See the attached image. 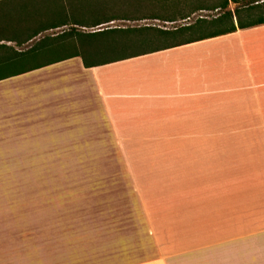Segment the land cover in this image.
Returning a JSON list of instances; mask_svg holds the SVG:
<instances>
[{
    "label": "crops",
    "instance_id": "obj_1",
    "mask_svg": "<svg viewBox=\"0 0 264 264\" xmlns=\"http://www.w3.org/2000/svg\"><path fill=\"white\" fill-rule=\"evenodd\" d=\"M156 22L83 29L162 26ZM148 59L151 85L134 92L123 86L125 74L86 68L81 56L0 81L10 82L0 88V138L174 144L128 156L139 160L130 215L108 212L100 234L92 225L76 229L73 210L56 209L55 230L46 227L33 251L7 247L0 264H254L251 249L264 243V138L254 137L264 128V24L109 65ZM73 61L79 75L59 67ZM50 67L59 69L23 80Z\"/></svg>",
    "mask_w": 264,
    "mask_h": 264
},
{
    "label": "rangeland",
    "instance_id": "obj_2",
    "mask_svg": "<svg viewBox=\"0 0 264 264\" xmlns=\"http://www.w3.org/2000/svg\"><path fill=\"white\" fill-rule=\"evenodd\" d=\"M174 1L159 0V6L167 7V4L170 6ZM200 1L214 3L218 0ZM184 3L188 5L190 1L185 0ZM136 4L133 9L139 8L142 11L144 6ZM145 9L151 13L156 10L151 6ZM140 10L137 12L140 13ZM203 14L213 15L214 12L207 11ZM11 17L10 13L7 14L5 21ZM156 23L174 26L164 22ZM116 24L128 23L120 21ZM150 63L151 60L148 59L112 64L105 66L102 74L111 73L119 77L125 74L129 78H126L123 86L128 88V92H134L137 87H150ZM67 65H72L77 75L82 71L77 61L61 64L59 67ZM59 67H50L40 74L25 75L23 80L53 72ZM134 69L138 70L134 72ZM126 70L133 71L129 75L125 73ZM139 73L147 74H140V79L137 80L134 76ZM9 84L10 82H2L0 88H6ZM116 86L111 84L110 87H115L116 90ZM90 96L88 94L87 97ZM254 137L264 138V128H255ZM170 140L171 138L113 137L0 138V255L9 249L20 253L27 252L26 248L33 251L39 244L40 235L44 236L46 227L55 230L60 220L56 209L59 214L63 209L73 210V214L78 216L75 218L76 229L87 230L92 225L100 234L105 221L102 220L103 216L108 212L130 215L134 202V175L131 167L139 160L128 156L166 150L168 145H174ZM251 250L250 256L254 258V264H264L263 239L256 243L255 252Z\"/></svg>",
    "mask_w": 264,
    "mask_h": 264
},
{
    "label": "trees",
    "instance_id": "obj_3",
    "mask_svg": "<svg viewBox=\"0 0 264 264\" xmlns=\"http://www.w3.org/2000/svg\"><path fill=\"white\" fill-rule=\"evenodd\" d=\"M184 1L167 7L159 0L0 1V81L78 56L86 68L100 67L264 24V0ZM135 3L142 11L133 9ZM207 11L214 14H203ZM144 19L177 24L83 29Z\"/></svg>",
    "mask_w": 264,
    "mask_h": 264
}]
</instances>
